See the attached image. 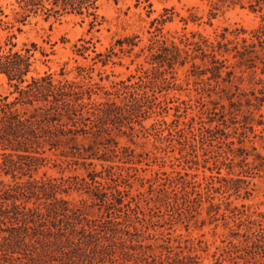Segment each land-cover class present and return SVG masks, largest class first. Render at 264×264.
Returning <instances> with one entry per match:
<instances>
[{
    "label": "rangeland",
    "instance_id": "obj_1",
    "mask_svg": "<svg viewBox=\"0 0 264 264\" xmlns=\"http://www.w3.org/2000/svg\"><path fill=\"white\" fill-rule=\"evenodd\" d=\"M0 8L2 42L15 35V50L29 49L33 55L28 79L48 73L57 80L93 86L95 102L114 100L122 105L121 99L108 97L106 91H114L113 86L123 81L135 83L145 71L158 67L154 60L157 48L150 49L157 46L155 42H166L168 47L175 43L188 50L185 64L180 63L186 56L183 52L172 69H160L165 88L156 90L155 97L161 108L135 117L130 125L113 127L112 138L118 144L110 147L116 157L89 139L83 142L93 145L98 157L107 153L105 160L69 165L71 159L61 150L47 151L48 160L34 177L70 181L78 177L91 183L96 176L106 189L114 184L112 178L117 179L119 189L129 192L127 199H135L132 206L139 205L141 223L135 225L150 238L146 243L156 254L170 240L175 252L195 257L198 264H264L262 251L254 247L250 233L238 226L240 220L230 212L245 205L250 215L264 214V171H254L249 178L251 195L238 200L232 197L230 210H226V197L216 194L214 203L221 207L217 214H208L207 200L197 212L188 211L181 200L176 207L174 195L192 191L190 184H200L197 189L204 192L211 177H230V172L235 176L244 171L239 166L245 158L255 166L258 156H264V2L105 0L95 13V26L94 17L88 14L48 20L40 15L23 25L15 20V0H0ZM184 36L216 46L215 54L225 66L212 69L211 57L202 60L200 51L186 46ZM82 45L91 47L83 55L79 52ZM112 49L116 54L106 66L94 59L93 51L109 54ZM203 49L211 52L206 44ZM0 95L9 96L10 101L18 96L3 76ZM17 108L29 107L18 104ZM62 196L76 206L85 203L92 218L104 214L90 190L74 188Z\"/></svg>",
    "mask_w": 264,
    "mask_h": 264
},
{
    "label": "trees",
    "instance_id": "obj_2",
    "mask_svg": "<svg viewBox=\"0 0 264 264\" xmlns=\"http://www.w3.org/2000/svg\"><path fill=\"white\" fill-rule=\"evenodd\" d=\"M102 1L105 0H15V20L26 25L29 19L40 15L48 20L65 14H88L94 17L95 26V13ZM254 1L258 5L264 2ZM15 38L10 35L3 43L0 34V76L18 94L13 101L0 95V264H198L195 257L175 252L170 240L160 245L159 254L155 253L153 246L146 243L150 238L135 225L141 223L139 205L132 206L135 199H127L129 192L119 189L117 179L112 178L114 184L106 189L96 176L91 177V183L78 177L73 182L45 175L40 179L34 177L45 166L47 151L61 150L64 157L71 159L69 165L80 160H105L107 153L98 157L95 147L83 142L89 139L116 157V150L110 147L111 143L118 144L112 138L113 127L130 125L135 117L161 108L155 97L156 90L165 88L160 83L163 75L160 69L165 66L172 69L183 52L186 56L180 63L185 64L189 51L181 50L175 43L171 47L159 41L155 42L156 47L151 45L150 49L157 48L154 60L159 66L145 71L135 83L123 81L113 86L114 91H106L108 97L121 99L120 105L114 100L92 101L96 94L93 86L57 80L53 74L28 79L33 72V55L29 49L15 50ZM207 42L190 41L187 37L184 41L186 46H194L196 52H201L202 60L211 57L212 69H222L225 63L217 58L216 46ZM118 44L122 46L123 42ZM203 44L211 48L209 54ZM217 47L220 49L221 43ZM90 49L82 45L79 52L83 55ZM93 52L94 59L103 66L116 54L113 49L109 54ZM193 68L200 69L196 64ZM18 104L29 108L18 109ZM247 160L239 166L244 171L235 176L230 172V177H211L204 192L198 190L200 184H190L192 191L183 190L180 196L175 193L176 207L181 200L188 211L197 212L207 200L208 214H217L221 207L214 203L215 195L221 194L226 197V210H230L232 197L238 200L251 195L249 178L254 171H264V156H258L259 163L255 166ZM74 188L90 190L95 205L104 209V214L92 218L86 213L85 203L76 206L62 196ZM241 207L235 206L230 212L235 220H240L238 226L246 228L254 247L264 256V214L250 215L245 205Z\"/></svg>",
    "mask_w": 264,
    "mask_h": 264
}]
</instances>
